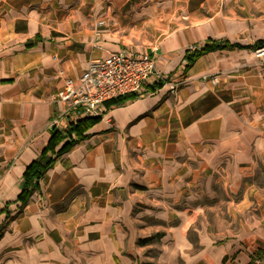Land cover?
<instances>
[{"label": "crops", "instance_id": "crops-1", "mask_svg": "<svg viewBox=\"0 0 264 264\" xmlns=\"http://www.w3.org/2000/svg\"><path fill=\"white\" fill-rule=\"evenodd\" d=\"M249 8V0H0V264H142L151 249L160 264H264V64L241 63L253 48L235 47L186 69L183 48L247 29ZM118 50L153 55L181 82L177 95L148 85L140 97L101 104L87 137L23 204L28 165L56 131L86 118L49 93Z\"/></svg>", "mask_w": 264, "mask_h": 264}, {"label": "built area", "instance_id": "built-area-1", "mask_svg": "<svg viewBox=\"0 0 264 264\" xmlns=\"http://www.w3.org/2000/svg\"><path fill=\"white\" fill-rule=\"evenodd\" d=\"M99 20L97 24H103ZM96 38L100 31H96ZM98 47L97 40L94 44ZM60 76L63 70L58 71ZM164 84L172 95H177L181 82L178 78H167L156 58L148 53L118 50L103 58L91 59L85 70L77 77H64V83L49 97L64 102L67 111L74 110L80 116L98 115L99 106L108 107L118 103L120 96L135 94L140 97L147 93L148 85Z\"/></svg>", "mask_w": 264, "mask_h": 264}, {"label": "trees", "instance_id": "trees-1", "mask_svg": "<svg viewBox=\"0 0 264 264\" xmlns=\"http://www.w3.org/2000/svg\"><path fill=\"white\" fill-rule=\"evenodd\" d=\"M27 45H32V43H27ZM248 48L258 49L264 47V40H258L252 45H242L238 43H232L229 40H217L210 39L205 42L202 46L196 47L194 50H186L184 58L187 62L185 68L188 69L193 65V63L204 54L215 51L218 49H232V48ZM135 94L120 96L118 103L125 102L130 98H135ZM94 117H86L79 119L75 123H72L70 127L65 132L56 131L54 134L53 141L46 145L39 155L28 165L23 177L22 185L23 190L19 195L20 201L25 204L28 202L29 198L32 196L34 191L39 187V179L41 176L50 169L56 161V158L62 153L68 151L72 146H74L80 139L87 137V128L91 125V121ZM75 135V137H74ZM62 146L56 150V147L61 143ZM152 237L146 238L144 242H148Z\"/></svg>", "mask_w": 264, "mask_h": 264}, {"label": "rangeland", "instance_id": "rangeland-1", "mask_svg": "<svg viewBox=\"0 0 264 264\" xmlns=\"http://www.w3.org/2000/svg\"><path fill=\"white\" fill-rule=\"evenodd\" d=\"M251 8L248 11L242 12V15L246 18L248 17V26L247 29H242L243 31L240 33H229L227 34H217L207 36L198 42L189 43L184 45V50H194L197 46L203 45L210 39H231L233 41L239 42L241 44H253L258 40H264V0H249ZM229 14V12H226ZM232 28H236V26H232ZM173 27L166 28L167 33H170L174 30ZM148 45L157 46L159 45L157 42H151ZM238 55V60L241 63H247V66L252 65L255 62H261L264 64V47L258 49H249L240 52ZM230 54H227L228 58ZM218 58H223L222 55H218ZM223 71L213 72L211 74L207 73L209 79L216 78L220 76ZM145 258H143L142 264H160L157 262L158 251L155 249H151L150 251L145 252Z\"/></svg>", "mask_w": 264, "mask_h": 264}]
</instances>
